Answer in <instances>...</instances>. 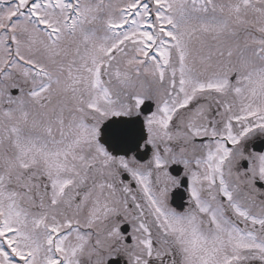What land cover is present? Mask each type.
<instances>
[{"label":"snow or ice","instance_id":"snow-or-ice-1","mask_svg":"<svg viewBox=\"0 0 264 264\" xmlns=\"http://www.w3.org/2000/svg\"><path fill=\"white\" fill-rule=\"evenodd\" d=\"M0 264H264V0H0Z\"/></svg>","mask_w":264,"mask_h":264}]
</instances>
